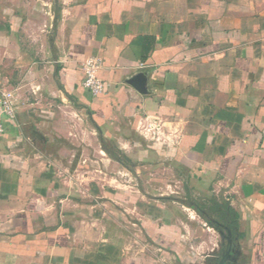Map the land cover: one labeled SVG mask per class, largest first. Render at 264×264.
Masks as SVG:
<instances>
[{
    "label": "crops",
    "instance_id": "1",
    "mask_svg": "<svg viewBox=\"0 0 264 264\" xmlns=\"http://www.w3.org/2000/svg\"><path fill=\"white\" fill-rule=\"evenodd\" d=\"M3 91L0 264H264V0H0ZM142 181L231 208L233 244H177Z\"/></svg>",
    "mask_w": 264,
    "mask_h": 264
},
{
    "label": "rangeland",
    "instance_id": "2",
    "mask_svg": "<svg viewBox=\"0 0 264 264\" xmlns=\"http://www.w3.org/2000/svg\"><path fill=\"white\" fill-rule=\"evenodd\" d=\"M152 185H154L153 186L154 188L153 187L149 188L145 182L143 181L141 182V186L144 188L143 190L148 191L149 196L151 198H154V196L158 194H166V196H172L174 198L176 197L178 198L177 200L172 198L171 200L159 201L161 208L166 207V209L171 212L170 213L171 221L174 227L176 228L172 235V239H175V237L178 236L179 242H176L177 244L183 245V243H181L182 241H180L182 239L180 238L181 237L183 238V236H188V232H189V234L193 235L192 241L195 247H199L202 242H206L211 246L210 236L213 235L215 237H218V234L215 232V230L209 227V225L211 226V224L208 223L209 220L212 221L213 223L223 224L225 227L232 230L229 220L223 218L222 214H215L214 212H212L213 211L212 208H214L215 206L212 203H210V201L203 202L202 198L199 197H186L180 184H173L169 188H166L164 184L158 182ZM191 203H194L195 206L199 209V211L190 208L188 205H191ZM201 211H204L206 214L205 215L201 214ZM178 218H181V220L184 223H188V225L190 226L187 228L188 231L184 229V225H181L179 223ZM202 228L204 230V233L200 234L198 231ZM208 228L211 229L210 232H208L207 230ZM223 231H224L223 238L225 239V241H227L228 240L227 229H224ZM141 238L142 240L149 239L146 234L145 237L142 236ZM208 244H205L202 250H207V248L209 247ZM183 246L187 248L188 245H183ZM175 257L178 258L176 253H174L171 258L175 261L176 260Z\"/></svg>",
    "mask_w": 264,
    "mask_h": 264
},
{
    "label": "built area",
    "instance_id": "3",
    "mask_svg": "<svg viewBox=\"0 0 264 264\" xmlns=\"http://www.w3.org/2000/svg\"><path fill=\"white\" fill-rule=\"evenodd\" d=\"M102 68V61L98 58L88 59L83 64V85L93 95L98 96L104 92L105 84L98 77ZM17 115V107L9 92L0 94V134L4 132L5 120L14 119Z\"/></svg>",
    "mask_w": 264,
    "mask_h": 264
},
{
    "label": "trees",
    "instance_id": "4",
    "mask_svg": "<svg viewBox=\"0 0 264 264\" xmlns=\"http://www.w3.org/2000/svg\"><path fill=\"white\" fill-rule=\"evenodd\" d=\"M108 153H109V155L111 157H113L117 161H119V162H121V163L126 165V163L124 161V158L122 156L116 155V154H114V153H112L110 151ZM188 206L190 208L196 210V211H199V209L195 205H188ZM219 209L217 207H214V208H212V210H213L212 212L217 213V214H222V217L225 218L226 220H229V223H231V224L236 223L238 221V216L236 217V215H235V219H234L233 218L234 217V212L228 206L223 207V208H219Z\"/></svg>",
    "mask_w": 264,
    "mask_h": 264
},
{
    "label": "water",
    "instance_id": "5",
    "mask_svg": "<svg viewBox=\"0 0 264 264\" xmlns=\"http://www.w3.org/2000/svg\"><path fill=\"white\" fill-rule=\"evenodd\" d=\"M201 214H206L204 211H201ZM209 224H211L212 228H214L216 231H218L223 237H224V229H227V234H228V241L229 244L232 245L233 244V233L231 229H228L227 227H225L223 224H219V223H213L212 221H208ZM231 257V251L227 252L226 255L223 256L222 260L220 261L219 264H228V260Z\"/></svg>",
    "mask_w": 264,
    "mask_h": 264
}]
</instances>
